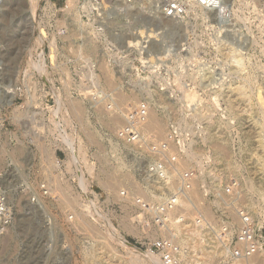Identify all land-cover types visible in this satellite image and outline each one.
I'll return each mask as SVG.
<instances>
[{
	"label": "rangeland",
	"instance_id": "1",
	"mask_svg": "<svg viewBox=\"0 0 264 264\" xmlns=\"http://www.w3.org/2000/svg\"><path fill=\"white\" fill-rule=\"evenodd\" d=\"M227 1L229 8L233 6L238 10L239 17L231 20L225 28V35L219 38L220 24L212 11L193 9L173 25L166 23L165 19L150 21L136 14L139 21L135 22L132 33L136 32L137 37L129 36L126 41L135 44L144 36L150 38L148 52L139 59L133 55L131 47H126L125 50H129L126 59L128 62L137 59L146 66L121 73L111 68L117 83L107 86L102 82L100 89L103 93L118 94L122 91L136 105L148 97L145 90L150 89L152 93H148L154 98H157L155 91H159L163 100L153 104L163 113L161 118L166 132L160 135L152 130L150 133L156 138L163 139L173 122L183 128H193L196 124L205 128L207 124L211 130L220 133L227 156L217 158L208 142H200V164L194 163L189 168H202L204 163L210 162L209 166L202 168L205 180L199 181L200 188L204 185L220 188L230 180L238 183L239 202L261 231V251L264 252V151L259 146V140L264 139V0ZM47 3L51 6L49 1ZM54 12L46 7L45 0L38 1L34 15H31L26 0L0 2V139L6 144V152L0 159V183L8 191L14 212L13 228L9 227L4 234L12 233L16 237L10 245L0 244V264H84L80 254L92 245L101 250L96 264H138L131 261L132 255L110 232L121 234L131 245L143 251L162 236L159 233L151 236L148 226L138 222L135 204H128L124 210L121 190L128 189L133 197L139 194L154 199L151 192L159 195L160 183L147 182L144 173L147 160L141 150L133 151L124 146L107 129L105 117L94 110L105 102H94L80 91V87L88 86L86 75H82L85 74L82 70L84 62L98 64L103 58L107 60L99 50L101 46L93 40L95 51L83 59L79 57L77 46L89 40L73 26L79 20L73 19V12L58 11L57 16ZM133 20L129 17L120 24L130 25ZM141 29L144 31L142 34L139 33ZM147 31L153 32V36H149ZM225 41L237 50L245 51L246 59L238 69L232 67L235 63L222 50ZM148 56L159 63L161 74L152 75V70L147 67L150 65ZM41 67L46 73L39 69ZM248 75L251 80L244 88L246 95H239L229 82H243L249 78ZM206 79L228 82L222 85L215 82L209 87L196 83H203ZM165 81L170 86L164 87L162 92L159 82ZM214 91L221 95L220 105L214 104V118H193L192 113L204 100L214 102ZM228 95L235 98L238 109L232 117L228 115V103L222 99ZM57 97L60 98L61 109L54 116ZM78 100L84 107L83 122L72 114L69 107L71 101ZM114 102L117 101H113L110 107L115 111L126 105ZM104 106L105 110L110 109L107 102ZM188 114H191V120H188ZM91 131L96 136L95 142L89 141L88 132ZM66 138L75 150H78L80 142L84 144V158L79 162L73 158ZM49 153L54 163L49 159ZM102 159L110 165L120 161L123 171L129 174V178L121 179L115 189L118 197L99 181ZM57 176L75 199V209L57 204L51 195L49 183ZM37 196L43 200L44 209L38 205ZM193 198L197 205L203 203L205 207L197 211L191 205L182 206V212H189L192 220L199 213L214 220H218L221 214L232 222L233 227L237 226V220L223 212L222 203L221 206L214 204L213 197H205L201 190L199 196ZM75 210H85L91 226L79 228L76 232ZM124 222L134 231L125 230ZM21 227H26V231ZM33 232L35 242L29 247L27 241ZM181 249L185 250L184 246ZM220 256L212 254L207 258L208 264H225ZM158 262L162 261L159 259Z\"/></svg>",
	"mask_w": 264,
	"mask_h": 264
},
{
	"label": "built area",
	"instance_id": "2",
	"mask_svg": "<svg viewBox=\"0 0 264 264\" xmlns=\"http://www.w3.org/2000/svg\"><path fill=\"white\" fill-rule=\"evenodd\" d=\"M50 1L54 3L55 16H57L58 11L63 12L62 7L71 8V12L79 16L80 21L73 26L85 39H94L97 42V46H101L99 50L104 56H107L106 59L112 69L118 73L130 70V68L131 70H139V67L146 66V64L137 62V59L131 62L126 59V53L129 51L125 50L126 47H131L133 55H136L139 59H142L141 55H146L148 52L147 44L150 38L144 36L137 40L135 44L126 41L129 36L131 38L132 36L134 38L137 37L136 32L132 33V29L135 28V22L139 21L136 16L138 13L150 21H157L161 18L182 19L191 12L192 6L212 11L215 13L222 32H219L217 38L221 37L222 34L225 35V28L231 22V12L227 0H71V7L67 6V0ZM142 3H147V7L143 9L144 11L140 10V4ZM58 5L60 6L59 8ZM129 17L134 19L132 24H120L123 19L125 20ZM68 21L71 25L70 16H68ZM150 29L152 30V28ZM147 61L150 62L147 67L152 70V75L161 74L159 63L153 59L151 60L149 56ZM84 63L85 66L82 67V70L85 74L83 75H86V84L92 89L89 97L94 102L103 101L110 106L114 101V93H103L95 77L96 65L92 61ZM87 72H90L89 76H87ZM167 81L159 82L160 91L164 92V87L170 86ZM196 83L202 84L200 81ZM148 109L149 105L146 102H139L133 109L128 111L125 114L123 124L117 130V138L122 142L135 145L141 150L140 153L147 160L144 169L147 182L151 184L163 183L169 179V172L176 166L179 156L187 149L190 141L199 139L205 128L202 124H196L193 128H183L173 122L169 125L166 136L163 139H159L153 133H147L145 130ZM188 115L189 117L191 116V114ZM191 118L188 120H191ZM208 164L210 162L204 163L201 167L205 169ZM202 168H189L177 172L176 189L159 202L146 198L141 194V196L134 194V204L138 209V215L145 212L149 223L165 230V228L171 226L172 220L179 222L185 219L187 212H182L184 210L181 206L183 201L188 202V205L195 207L198 211L197 203L192 199L190 191L201 174ZM44 188L45 186L42 189ZM201 190L205 197L218 199L223 204H221L223 212L226 209L228 211L233 210L239 218L237 226L232 227L226 216L221 214L218 220H214L202 213L197 214L195 217L196 224L199 227L208 229L214 234L217 243L224 251L221 259H236L246 261L247 264H258L256 261L251 262L250 258L262 247L263 237L253 218L243 209L239 202L241 195L238 183L235 180H230L220 188H210L204 185ZM128 194V189L121 190L122 196ZM13 222L14 212L8 197V191L0 183V233L6 232ZM147 250L158 254L164 264H178L182 251L175 234L168 231L165 236L150 244Z\"/></svg>",
	"mask_w": 264,
	"mask_h": 264
},
{
	"label": "bare ground",
	"instance_id": "3",
	"mask_svg": "<svg viewBox=\"0 0 264 264\" xmlns=\"http://www.w3.org/2000/svg\"><path fill=\"white\" fill-rule=\"evenodd\" d=\"M2 1L7 2L9 0H0V2H2ZM26 1L30 5L31 15H34L39 0H26ZM47 1H49L51 6L48 5ZM66 4H67V6L71 7V0H67ZM46 7H49L55 11L54 3L50 0H46ZM146 7H147V3L140 4V10L142 8H146ZM193 9H198V8L195 6H192L190 11L192 12ZM229 9L231 12V20L237 19L239 17L238 10L234 9L233 6ZM62 10H63V12L65 10L66 13L71 12V8L69 9L67 7H62ZM75 15L73 16V19L80 21L79 16H75ZM163 19H165V22L168 23L169 25H173V23H176V21L182 20V19L171 20V19H166V18H163ZM157 21H159V20H157ZM36 27H39V26H36ZM40 31L42 32V29H40ZM143 32L144 31L141 29L139 33L142 34ZM146 33L149 34V36H153V32H151V31H147ZM42 36H44V34H42ZM93 40L94 39H89L87 41V43H83L82 45L77 46L76 52L78 53L79 57H82V59H83V58L87 57L88 54H91L95 51V46L93 44ZM222 44H223L222 50L225 52V54L227 55L229 60H231L235 63V65L232 67L235 69H238V67H240V65H242L244 60L246 59L245 51L241 52V49L237 50V48L233 47V45L230 42L225 41V43H222ZM51 51H52V49H51ZM88 63H89V61H88ZM93 64L96 65V71H100L99 73L96 72V76H95L98 83H99V87L100 86L103 87L101 84L102 82L107 86H110L113 84L115 85V83H117V79L114 78V75H113L114 73H112V69H111L112 67L107 60H105L103 58L98 64H96L95 62H93ZM39 69H42L43 72L46 73V70L44 67H41ZM87 73H89L88 74V76H89L90 72H87ZM92 76H93V74H92ZM248 76H249V78L245 76L246 78L243 82H239V81L229 82V84L231 86H233V85L235 86V90L239 93V95H246L244 88L250 84L249 81L251 80L250 75H248ZM84 83H85V81H84ZM213 83H215V81H213L212 79H206V81L203 82L202 84L205 85L206 87L207 86L209 87V86H212ZM219 84L222 85L225 83L219 82ZM220 89H221V87H220ZM80 91L83 93V95L85 97H89L91 92H92V89L90 88L89 85L88 86L84 85V86L80 87ZM145 92H147V94H148V97L145 98V101L149 105L148 116H147V119L145 122V130L147 133H150L152 130H155L160 135H163V133L165 131V123L163 122V119L161 118V114H163V113L160 110L156 109V104H153L154 101H157V102L162 101L163 96L159 91H155L157 98H154V97H152V95H150V93H152V91L150 89L145 90ZM148 92H150V93H148ZM214 94H215L213 97L214 102L212 103L208 100H204L203 104L201 103L202 105L201 106L199 105L200 106L199 109H196L195 111L193 110L194 111L192 113L193 118H195V117H200V118H205V119L206 118H208V119L214 118L213 117L214 116V109H215L214 104L216 106L220 105L219 101L221 100V98H219L221 95L218 91H214ZM114 95H117V96H115V100H114L117 102H114V103H118L117 105H122V103H123V106H124V103L126 104L124 107H120V108L117 107L118 108L117 110H119V111H115V109L113 107H110V106H112L113 102L111 103L110 106H108V104H107L108 108H110L109 110H107V108L105 110L106 106H104V104L106 105V103H101L100 104L101 106L97 105V107H95L94 110L96 112H98V114L105 117L104 122H105L107 129L111 133H113L115 135V137L117 138V130H118L117 127H119L121 125V123L124 121L125 114L127 113V110L133 109L136 106V104L133 100L129 101L130 97H128L122 91L119 92L118 94H114ZM134 97H137V95L134 94ZM222 99L228 103L227 110H228L229 117L235 116L238 113V109L234 103L235 98L233 99L231 96L228 95L225 97L223 96ZM56 101L58 102V106L56 105L57 107L54 109V116L58 115V113L60 112V109H61L60 98L57 97ZM145 101H139V102H145ZM69 107H70L72 114L75 115L80 122H83L84 107L82 106V103L79 100L78 101H71L69 103ZM88 138H89V141H91V142H95V140H96V136L92 131L88 132ZM66 140H67V138L65 139V142H68ZM120 142L124 146H126L127 148H129L133 151H134V149L135 150L138 149L135 145L128 144V143H125L122 141H120ZM200 142L205 143V144L208 142L213 147V149L215 151V156L217 158L218 157L222 158V156H225V157L227 156L226 151H225L223 136L220 133H218L217 131L211 130L209 127H207V124H206L205 133L199 139H194V140L190 141L187 149L184 151V153L182 155L179 156V161L176 164V166H174L172 168V170L169 172V179L166 182L160 183V186H159L160 187V194L158 195V194L154 193L153 191L151 192L153 195V198L156 201L164 200L168 196V194L172 193L176 189L177 178H178L177 172L182 171L183 169H187L189 167H193L194 163L196 164L199 162L198 159L200 156V153H199L200 146L198 144ZM68 143H69V147L71 148V151H72L71 153L73 155V158L75 157L78 162L80 159L82 160V158H84V144L82 142H80L79 146H78V150H75V148H74L72 142H70V140ZM111 144H113V143H111ZM259 146L264 151V139L259 140ZM5 152H6V144L4 141H2L0 139V159H2ZM11 155L13 158L15 157L14 154L11 153L10 156ZM49 159L53 163L55 162V160H52V154L51 153H49ZM78 162H76V163H78ZM102 164H103L102 169H101L102 177L99 178V181L102 184V186H104V188H106V190L111 191L113 196H117L118 194L115 191V189H117V185L120 184V182L122 181L121 179L129 178V174L125 173V171H123V165L120 161H118L115 165H110L105 160H103ZM198 164H200V163H198ZM208 166H209V164H208ZM88 168L90 170L92 169L91 166H89ZM146 170H147V168H146ZM200 180H201V182H203L205 180V172H201V174L198 176V178L194 182V186H193L192 190L190 191V195H191L193 200H194L193 197H195V198L198 197L199 192H201V188L199 186ZM136 185L138 187V184H136ZM45 186H46V184H45ZM49 189H50L51 195L56 200L57 204L72 206L75 209V204H76L75 199H72V197L70 196V193L68 194V191L66 190V188L64 186H62V183L60 182V179L58 176L56 178H52V181L49 183ZM138 191H140V190H138ZM131 196L132 195H129V194L126 196H120L121 200L123 198L122 207L124 208L125 211L128 207V204H134V203H132V200H133L132 197L133 196L132 197ZM37 200H38V205L40 206V208L44 209V205L42 202L43 200L41 199V197H38ZM212 201L214 202V204L221 206V203L218 199L213 198ZM187 205H188V202H186V201H183L181 204V206H184V207ZM76 206H77V204H76ZM196 206H198V208H201V209H203L205 207V205L203 203L196 205ZM226 212H228V214L232 218V220L236 219L237 223L239 222V218L233 212V210L228 211L226 209ZM75 216H76V219L74 222L75 231L79 228L81 229V228H84L86 226H91V221L88 219L89 216L87 215V212L85 210H82V211H76L75 210ZM191 217L192 216L190 215V213L187 212L186 217L183 221L177 222L175 220H172L171 226H169V228H165V230L159 228L155 224L148 223L145 212L142 213L141 215H138L136 218H138V220H139L138 222L140 224H146L148 226L151 236H153L155 233H159L161 236H163V234L166 233L167 231L168 232L171 231V233L175 234L177 242L179 243L180 246H184V249H185V250H182L181 257H180L178 264H208L209 262L207 261V258L210 257L214 253L221 255L220 259L223 258L224 251L222 250V248L217 243L212 231L205 229V228H202V227H199L196 224L195 218H193V220H192ZM230 224L233 227L232 222ZM20 226H22V225H20ZM123 226H124L125 230H128L130 232L134 231V229H132V227L126 222L123 223ZM12 228H13V225H12ZM23 230L26 231V227ZM137 230H138V228H137ZM139 230H141V229H139ZM83 232H85V231H83ZM4 233H2V234L0 233V244H3V245L9 244L10 245V243H14V239L16 237H14V235H12V233L11 234H4ZM107 234L108 233H106V236H109ZM110 235L112 237H114L119 243L121 242L122 243V244L120 243L121 245L125 246V248L127 249L126 251H128V253L131 254L133 257L131 260L132 262L135 261L138 264H151L152 262H154L155 264H164L163 262H158V260L160 259L158 254L151 253L148 250L143 251L141 249L136 248L135 246L131 245L126 240V238H124V236H121V234L110 232ZM35 238L36 237H35V234L33 232V234L30 236V238L27 241V244L29 245V247H31L32 243L35 242L34 241ZM107 238L108 237H106V239ZM261 249L262 248H260V250L252 258H250L251 262L256 261V260H257L256 262H258V260H259L262 264H264V252H262ZM100 251L101 250L99 249V251H98V248H96L94 245L90 246L86 251H83L82 254H80L83 263L84 264H96V261L100 257V254H99ZM109 254H111V253H109ZM67 260H69L68 257H67ZM222 261H223V263L225 261V264H247L246 261H240V260H236V259L235 260L223 259ZM258 264H260V263L258 262Z\"/></svg>",
	"mask_w": 264,
	"mask_h": 264
}]
</instances>
